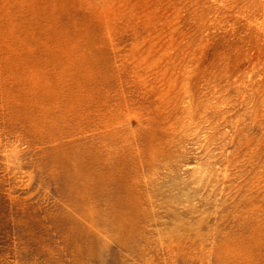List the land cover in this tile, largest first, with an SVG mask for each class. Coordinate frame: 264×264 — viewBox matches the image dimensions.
Returning <instances> with one entry per match:
<instances>
[{
    "label": "rangeland",
    "instance_id": "374dc122",
    "mask_svg": "<svg viewBox=\"0 0 264 264\" xmlns=\"http://www.w3.org/2000/svg\"><path fill=\"white\" fill-rule=\"evenodd\" d=\"M0 264H264V0H0Z\"/></svg>",
    "mask_w": 264,
    "mask_h": 264
}]
</instances>
